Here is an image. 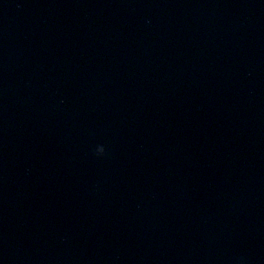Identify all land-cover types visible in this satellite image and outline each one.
I'll list each match as a JSON object with an SVG mask.
<instances>
[{"label":"clouds","instance_id":"obj_1","mask_svg":"<svg viewBox=\"0 0 264 264\" xmlns=\"http://www.w3.org/2000/svg\"><path fill=\"white\" fill-rule=\"evenodd\" d=\"M96 151H97V154H102L104 152V148L102 146L98 147Z\"/></svg>","mask_w":264,"mask_h":264}]
</instances>
